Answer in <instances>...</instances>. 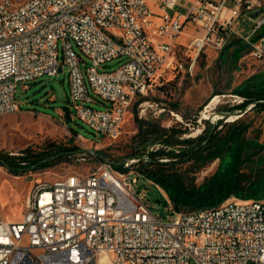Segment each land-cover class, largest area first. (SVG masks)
<instances>
[{"label": "built area", "instance_id": "built-area-1", "mask_svg": "<svg viewBox=\"0 0 264 264\" xmlns=\"http://www.w3.org/2000/svg\"><path fill=\"white\" fill-rule=\"evenodd\" d=\"M181 3L155 0V12L150 0H4L0 117L21 111L19 84L54 77L68 65L73 113L115 142L133 106L146 105L142 100L169 73L192 77L206 49L220 52L237 37L252 58L264 60V0H193L186 15L176 12ZM258 11L252 20L249 15ZM246 21L253 22L252 30L237 32L236 25ZM104 24H111V32H103ZM187 25L201 35L178 53ZM116 59L124 61L118 69L101 71ZM102 102L104 109L92 106ZM76 157L98 163L87 172L88 181H81L83 172L38 181L24 200L20 222L0 213V264H264V198L257 206H248V199L240 206V198L232 197L228 212H182L147 178L161 192V205L141 195L139 158L122 163L136 168V175H125L96 153L82 150Z\"/></svg>", "mask_w": 264, "mask_h": 264}, {"label": "rangeland", "instance_id": "rangeland-1", "mask_svg": "<svg viewBox=\"0 0 264 264\" xmlns=\"http://www.w3.org/2000/svg\"><path fill=\"white\" fill-rule=\"evenodd\" d=\"M2 1L0 0V3ZM12 1L22 3L24 0ZM191 1L193 0H182L176 12L186 15V7ZM151 6L155 12L159 11L154 5ZM252 27L253 22H239L236 30L248 33ZM62 46L63 43L60 42L61 63H63ZM75 48L80 53L79 49ZM234 50L231 46L220 52L206 49L198 58L192 77H186L177 72L167 74L164 84L142 100L148 102L146 105L139 107L137 103L133 106L124 122L122 135L115 142L91 130L73 113L75 107L71 102L68 65L64 66L63 72H59L54 77L45 76L36 81L19 84L16 97L21 111L0 117V154L13 162L20 163L23 161L21 158L27 155L37 156L47 152L49 156L53 151L51 150L53 145L60 147L72 144L88 154L89 152L96 153L119 165L126 158L138 155L148 146H152L140 134V124L137 119L143 122L144 130L151 121L159 128L175 127L186 130V134L181 136L182 139H195L208 126L230 124L236 120L235 117H243L232 112L223 119L222 113L238 106L243 101L241 96L234 94V91L247 79L264 71V60L259 61L252 58L249 55L248 45L247 49L241 51L237 57L233 56ZM177 52L180 53L179 49ZM82 57L86 59L84 55ZM123 63L121 59L113 60L101 67V71H114ZM84 67L85 64H82V68ZM91 95L95 96L92 92ZM215 98H218L216 104L207 109ZM92 106L97 110L106 107L104 102ZM171 111L181 115L185 124L176 121ZM250 114L254 126L250 129L248 137L256 140L264 148V113L256 115L251 112ZM260 157L264 158V149L255 159ZM77 158L68 155L60 156L52 160L49 168H38L19 173H12L0 165V213L2 218L14 222L22 220L24 200L38 181L54 182L64 175L75 172L89 174L87 172L98 164L95 160L84 163L78 161ZM219 164L220 161H215L204 166L200 171L191 173L188 183L200 187L216 171ZM139 184L141 195L161 205L163 196L152 183L146 182V178L141 176Z\"/></svg>", "mask_w": 264, "mask_h": 264}, {"label": "trees", "instance_id": "trees-1", "mask_svg": "<svg viewBox=\"0 0 264 264\" xmlns=\"http://www.w3.org/2000/svg\"><path fill=\"white\" fill-rule=\"evenodd\" d=\"M229 46L235 49L234 57L247 49V45L237 37L232 38ZM234 94L242 97V103L226 110L222 116L225 118L235 112V115L243 117L230 124L208 126L195 139H182L186 130L159 128L152 121L144 130L143 122L137 119L140 134L152 146L125 160L139 158L138 174L158 184L178 211L214 208L232 197L244 200L264 198V158L255 159L264 148L248 137L254 126L250 113H264V71L247 79ZM51 147L53 151L49 156L47 152L37 156L23 155L20 163L0 154V165L12 173L45 169L51 167L53 159L64 155L72 157L82 152L72 144ZM105 158L100 156V161ZM215 161H220L218 168L200 187L188 183L191 173ZM114 165L118 171L127 172L122 164L114 162Z\"/></svg>", "mask_w": 264, "mask_h": 264}, {"label": "bare ground", "instance_id": "bare-ground-1", "mask_svg": "<svg viewBox=\"0 0 264 264\" xmlns=\"http://www.w3.org/2000/svg\"><path fill=\"white\" fill-rule=\"evenodd\" d=\"M4 0L0 3L3 4ZM6 10H13V3H6ZM103 32H111V24H104L103 25ZM218 101V98H215L207 107V109H210L213 107L216 102ZM127 172H125V175H136V168H125ZM89 180V174H81V181H88ZM56 181H64V176L59 178ZM259 205V199H248V206H257ZM240 206H247V199H240ZM230 208V201H225L221 205L217 206V212H228Z\"/></svg>", "mask_w": 264, "mask_h": 264}, {"label": "crops", "instance_id": "crops-1", "mask_svg": "<svg viewBox=\"0 0 264 264\" xmlns=\"http://www.w3.org/2000/svg\"><path fill=\"white\" fill-rule=\"evenodd\" d=\"M154 2L155 0H150V5H154ZM191 2L189 3L188 7L191 5ZM199 35H201V32L196 31L194 27L187 25L184 34L177 40L176 51H178V49L179 51H182L183 48H186L190 44L193 38Z\"/></svg>", "mask_w": 264, "mask_h": 264}, {"label": "water", "instance_id": "water-1", "mask_svg": "<svg viewBox=\"0 0 264 264\" xmlns=\"http://www.w3.org/2000/svg\"><path fill=\"white\" fill-rule=\"evenodd\" d=\"M260 13V11H258L257 13H255V14H250L249 15V17L252 19V20H254V19H256V16L258 15ZM241 116H243V115H241ZM240 116V117H241ZM239 118V116L237 117V119Z\"/></svg>", "mask_w": 264, "mask_h": 264}]
</instances>
